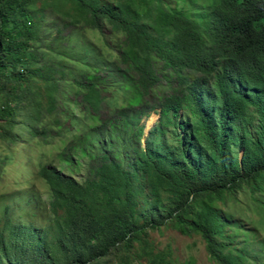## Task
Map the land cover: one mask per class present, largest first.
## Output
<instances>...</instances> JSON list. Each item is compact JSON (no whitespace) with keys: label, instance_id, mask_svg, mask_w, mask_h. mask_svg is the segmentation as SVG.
<instances>
[{"label":"trees","instance_id":"obj_1","mask_svg":"<svg viewBox=\"0 0 264 264\" xmlns=\"http://www.w3.org/2000/svg\"><path fill=\"white\" fill-rule=\"evenodd\" d=\"M56 1L63 16L56 35L75 60L92 64L70 75L78 99L59 95L66 74L54 63L56 73L48 68L43 77L49 97L29 96L36 60L29 49L45 18L36 0H0V131L14 126L26 100L37 114L58 107L57 130L81 126L59 151L61 163L71 166L75 153L87 175L79 183L44 164L38 175L50 192L48 210L26 200L15 223L2 205L0 264H101L113 251L117 264H131L116 248L132 247L168 218L199 233L218 264H252L248 255L264 240L248 248L241 232L254 233L217 201L245 191L264 212V0ZM91 29L103 35L99 51L82 39ZM105 29L122 36L116 45ZM120 92L123 103L112 105ZM150 111L158 114L152 144L141 147ZM27 125L26 135L38 133ZM167 129L173 144L163 143ZM141 248L139 256L152 255L145 241Z\"/></svg>","mask_w":264,"mask_h":264},{"label":"rangeland","instance_id":"obj_2","mask_svg":"<svg viewBox=\"0 0 264 264\" xmlns=\"http://www.w3.org/2000/svg\"><path fill=\"white\" fill-rule=\"evenodd\" d=\"M46 2H49V0H36L35 10L38 16L43 13L42 19L45 18V20L40 24L39 38L29 49L30 55L36 56L35 62L31 64L34 66L32 70L35 73V77L30 84L32 89L29 91V96L33 98L34 95L37 96L39 94L34 99V102L38 100L44 101L49 97L43 77L46 78L51 71L53 74L56 73L52 65L54 63L57 69H63L66 74V78L58 82L59 95L71 92L74 95H65L62 98L75 102L78 99L77 88L71 86L70 75L76 74V77L79 78V69L84 70L92 64H88L89 60L86 58L75 60L72 53V45L69 44L68 47L64 48L62 42L65 40L59 38L56 35L57 33H55V23L59 25L63 21L62 10L57 7L56 0H50L49 4L42 7V4ZM46 22H49V25L45 24ZM104 32L112 45H116L122 38L120 35H109L108 29H105ZM97 34L92 29L87 30L82 39L85 38L91 42L95 46V50L99 51L103 47V35ZM50 62L51 64H49ZM96 64L100 63L96 62ZM101 71L106 74H112L105 65L102 66ZM115 81V76H109L111 84H116ZM29 100L23 102L25 104H22L18 109L14 126H6L3 132L2 130L0 131V212L4 203L9 204L12 212L14 211L13 221L15 223H18L21 215H24L23 204H25L26 200L31 203L40 202V205L45 210L49 208L50 192L47 183L40 179L38 175V170L42 165L51 164L61 173L74 178L79 183L84 181L88 170V164L83 159H79L75 153L71 155V166L62 164V159L60 158L62 154L58 155L65 142L75 132H80L81 126L70 125L69 133L57 130L58 124L55 118L58 107L52 112H46L42 107L41 113L37 114V111L33 108L28 109L26 107V104L30 103ZM110 103L112 105H121L123 103V93L120 92L116 97L112 98ZM26 111H28L30 117L19 115L26 113ZM61 111H64L63 108H59V113ZM74 115L76 118L79 116L77 110L74 111ZM102 115H107V113L104 112ZM157 118L158 114L154 111H150L147 117L142 118L141 122L144 125V131L139 141L141 147H145L146 143L152 144L153 135L149 130L157 122ZM32 120L36 123L35 126L46 128L47 131L44 134L39 133V129L31 123ZM27 123H29V127L32 125L33 130L36 129L38 133L32 136L30 134L26 135ZM174 139L173 131L171 129L165 130L163 143L173 144ZM66 154L67 156L69 155V153ZM217 202L219 204L222 202L227 203V207L235 214V220L242 222L245 229L254 233L246 234L241 232V235L251 240L247 244L248 248L258 249L259 246L256 241L264 240V212L255 208L250 195L245 191H238L235 194L227 195L224 199ZM17 210H19V213ZM46 215L47 211L42 214L43 219L46 218ZM141 238V241L134 242V245L130 248H116L125 249L120 251V255L127 256L131 264H155L151 262L153 258L160 259V264H218L207 252L201 235L186 228H181L173 218L166 219V222L157 228H145V234L142 233ZM144 241L152 254L150 257L147 255L139 256V253L144 254L141 248ZM240 241H242L241 238ZM244 243L242 242L241 244ZM261 250L259 253L249 254L247 260L252 264H259L264 261V246L261 247ZM117 263L118 256L114 251L110 258L102 259L101 262V264Z\"/></svg>","mask_w":264,"mask_h":264}]
</instances>
